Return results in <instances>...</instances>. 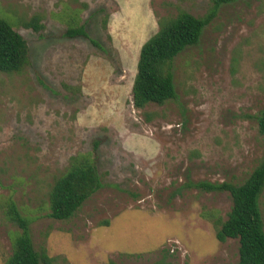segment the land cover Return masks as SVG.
Listing matches in <instances>:
<instances>
[{
    "label": "rangeland",
    "instance_id": "rangeland-1",
    "mask_svg": "<svg viewBox=\"0 0 264 264\" xmlns=\"http://www.w3.org/2000/svg\"><path fill=\"white\" fill-rule=\"evenodd\" d=\"M212 5L0 0V19L28 48L22 72L0 73V264L19 232L8 218L12 204L52 264L238 263L237 240L218 242L208 218L225 219L230 196L187 186L242 182L264 158L256 123L264 109V0L218 7L198 44L171 64L175 99L142 111L132 105L139 51L158 18H201ZM34 16L40 31L25 26ZM81 24L88 38L64 35ZM75 155L92 157L102 187L72 218L54 220L48 194ZM260 210L264 225V193Z\"/></svg>",
    "mask_w": 264,
    "mask_h": 264
},
{
    "label": "trees",
    "instance_id": "trees-1",
    "mask_svg": "<svg viewBox=\"0 0 264 264\" xmlns=\"http://www.w3.org/2000/svg\"><path fill=\"white\" fill-rule=\"evenodd\" d=\"M212 10L204 17L196 18L186 12L173 17L158 18L157 32L141 46L132 85V105L142 111L149 105L164 106L176 97L173 60L188 47L198 44L204 28L212 21L215 10L234 0H211ZM86 6V5H84ZM76 22V15H71ZM40 16H34L25 26L40 31ZM106 30L107 17L102 19ZM72 38H88L85 25H69L64 33ZM93 45H98L90 40ZM28 64V48L24 39L12 26L0 19V73L18 74ZM66 89L69 87L65 86ZM150 121V117L147 116ZM257 132L264 140V109L256 117ZM102 184L95 161L89 155H75L69 159L65 171L54 180L48 194V216L65 221L72 218ZM187 187L204 193H227L231 207L225 219L209 214L215 228V238L224 243L228 239L238 242L237 264H264V225L260 200L264 193V158L242 182L189 183ZM8 218L19 232L16 234L11 254L5 264H52L56 259L47 256L41 248L36 250L31 241L27 221L12 204Z\"/></svg>",
    "mask_w": 264,
    "mask_h": 264
}]
</instances>
